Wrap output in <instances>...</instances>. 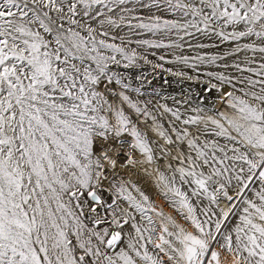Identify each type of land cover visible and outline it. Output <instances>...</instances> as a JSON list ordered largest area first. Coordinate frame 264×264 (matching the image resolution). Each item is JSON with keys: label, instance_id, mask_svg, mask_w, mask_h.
<instances>
[{"label": "snow or ice", "instance_id": "1", "mask_svg": "<svg viewBox=\"0 0 264 264\" xmlns=\"http://www.w3.org/2000/svg\"><path fill=\"white\" fill-rule=\"evenodd\" d=\"M122 27L235 41L229 55L252 53L244 65L261 54L258 69L233 65L259 79L227 92L219 119L163 106L203 128L152 117L163 143L150 141L123 104L151 113L108 88L116 54L136 57L114 43ZM153 143L171 172L154 170L157 187L187 226L132 179L156 160ZM0 264H264V0H0Z\"/></svg>", "mask_w": 264, "mask_h": 264}, {"label": "rangeland", "instance_id": "2", "mask_svg": "<svg viewBox=\"0 0 264 264\" xmlns=\"http://www.w3.org/2000/svg\"><path fill=\"white\" fill-rule=\"evenodd\" d=\"M148 14L147 10H137L134 13V15L144 16ZM154 14L161 16L162 19H181L179 12L173 15L170 11H155ZM133 23H136V21H133ZM189 31L194 34L184 36L183 33H180L183 39H179L175 30L170 35L164 32L152 33L127 27L112 30L113 34L123 37L124 40L121 43V40L117 39L114 43L123 47L129 54L134 51L136 57L129 63L122 56L116 54L120 63L118 65L110 64L109 66L110 74L114 73L115 75L112 84L108 85V88L117 94L122 92L133 103L142 109L146 107L147 111L151 113V116L147 117L137 116L135 111L128 108L126 103L123 104L126 114L138 123V127L142 131H147L150 141L163 143L156 136V133L151 131L153 126L152 117L156 118L158 124L163 125L165 131L175 125L179 129L187 128L195 133L197 128H203V122L199 125H183L181 121L190 117H203L205 120L207 117L219 119L218 113L231 111L225 102L228 99L226 93L232 91L234 95L239 96L241 92L236 91V89L246 87L239 81L245 78L259 79L253 73L240 72L233 65L241 64L242 67L250 66L258 69L261 54H255L256 64L244 65L242 61L250 58L252 53L240 52L236 56L229 55L230 52L236 50L237 42L225 41L214 34L196 32L195 29H189ZM144 40L172 46L151 48L141 43ZM109 42L113 41L109 40ZM243 43L241 41L239 46L242 47ZM176 45H180V47H176ZM185 57L187 62L184 60ZM213 57H215L214 60ZM218 76H224L226 80L220 81L217 79ZM116 79L120 80L119 84L115 82ZM212 85L216 87H212ZM163 106L170 108L172 112H179L181 121H177L172 112H165ZM208 127L211 129L213 126L209 124ZM200 135L201 140L215 138L203 133H200ZM125 139L130 140L131 137L125 136ZM152 146L156 160L151 165L145 164L138 168L132 179L149 196V199L154 202V206L158 210L174 217L178 223L187 226L188 222L184 221L176 210L170 206V202L160 194L163 183L161 182L160 187H157L159 174L154 170L159 168L166 176L170 175L171 172L165 167L168 163L167 158L160 159L161 154L155 143ZM133 155L138 157L139 153L134 151ZM172 163L176 166L175 161ZM144 168H147L151 175H147ZM178 186L182 190L186 188L183 185ZM150 214L153 215L158 226L159 217H156L154 213ZM189 230L192 231L193 229Z\"/></svg>", "mask_w": 264, "mask_h": 264}, {"label": "built area", "instance_id": "3", "mask_svg": "<svg viewBox=\"0 0 264 264\" xmlns=\"http://www.w3.org/2000/svg\"><path fill=\"white\" fill-rule=\"evenodd\" d=\"M158 224V223H157Z\"/></svg>", "mask_w": 264, "mask_h": 264}]
</instances>
